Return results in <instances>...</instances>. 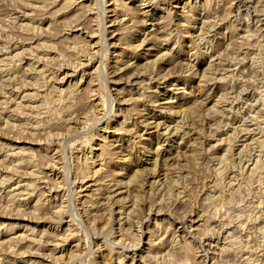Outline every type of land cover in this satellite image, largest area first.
Listing matches in <instances>:
<instances>
[{"label":"rangeland","instance_id":"1","mask_svg":"<svg viewBox=\"0 0 264 264\" xmlns=\"http://www.w3.org/2000/svg\"><path fill=\"white\" fill-rule=\"evenodd\" d=\"M0 264H264V0H0Z\"/></svg>","mask_w":264,"mask_h":264},{"label":"bare ground","instance_id":"2","mask_svg":"<svg viewBox=\"0 0 264 264\" xmlns=\"http://www.w3.org/2000/svg\"><path fill=\"white\" fill-rule=\"evenodd\" d=\"M11 22V21H10ZM14 57V56H13ZM28 86V85H27ZM176 129V128H175ZM166 162V161H165ZM216 188V187H215ZM239 190V189H238ZM249 207V206H248ZM202 247V246H201Z\"/></svg>","mask_w":264,"mask_h":264}]
</instances>
